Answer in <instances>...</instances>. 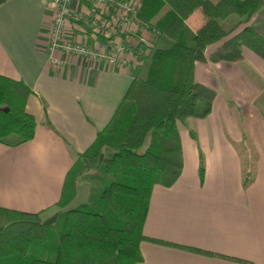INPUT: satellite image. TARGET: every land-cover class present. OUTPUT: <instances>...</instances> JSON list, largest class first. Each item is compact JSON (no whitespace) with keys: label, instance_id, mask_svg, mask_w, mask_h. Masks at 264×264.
Here are the masks:
<instances>
[{"label":"crops","instance_id":"obj_1","mask_svg":"<svg viewBox=\"0 0 264 264\" xmlns=\"http://www.w3.org/2000/svg\"><path fill=\"white\" fill-rule=\"evenodd\" d=\"M91 9L72 0V11L96 10ZM208 18L199 8L186 23L196 31ZM127 21L136 29L128 33L131 43L120 36L126 47L119 51L123 45H118L115 54L123 61L114 65L102 56L56 50L53 56L62 60L57 66L48 53L53 15L47 1L0 0V74L22 79L33 90L27 110L37 122L29 141L0 143V207L40 212L60 200L78 154L110 123L133 79L146 73V60L130 48L142 43L134 40L140 26L136 19ZM238 21L232 15L223 24L231 28ZM250 23L264 34V7ZM245 25L238 24L231 35ZM150 33L144 36L151 39V51L168 44L159 32ZM77 38L92 46L85 33ZM224 40L208 46L206 56ZM95 48L105 53L114 47L104 42ZM142 50L149 55L143 44ZM195 78L217 91L213 112L189 117L183 129L179 124L182 173L170 187L154 186L144 233L209 253L143 240V260L137 264H264V60L243 47L239 61L196 62ZM80 189L78 184L71 206L82 201Z\"/></svg>","mask_w":264,"mask_h":264},{"label":"trees","instance_id":"obj_2","mask_svg":"<svg viewBox=\"0 0 264 264\" xmlns=\"http://www.w3.org/2000/svg\"><path fill=\"white\" fill-rule=\"evenodd\" d=\"M263 7L264 0H140L138 26L168 44L149 55L142 43L130 47L147 61L146 73L133 79L110 123L78 154L58 202L40 212L0 207V264H137L143 240L209 253L148 237L144 225L154 186L170 187L182 173L178 122L206 117L216 96L196 80V62L239 61L243 47L264 60V34L250 23ZM199 8L209 18L193 31L186 19ZM232 15L239 21L228 28L223 21ZM74 22L86 28L83 17ZM240 23L246 25L231 35ZM221 40L207 57L208 46ZM32 93L24 80L0 74V143L16 146L34 136L36 118L27 110ZM83 175L102 189L98 198L71 206Z\"/></svg>","mask_w":264,"mask_h":264},{"label":"built area","instance_id":"obj_3","mask_svg":"<svg viewBox=\"0 0 264 264\" xmlns=\"http://www.w3.org/2000/svg\"><path fill=\"white\" fill-rule=\"evenodd\" d=\"M47 7L53 15L52 28L49 34L48 53L52 56V63L58 65L62 64V60L53 56L56 50H63L65 52L83 55V56H102L107 59L108 63L116 64L118 57L114 55H106L103 51H98L92 46L82 43L77 38L79 33H85L89 36L91 28L95 32L102 31L107 37L111 36L112 26H123L127 20V13L131 8L127 7V10L121 8L122 4L118 0H78L79 3H88L91 5L93 13H86L89 17H84L82 12L84 11H72V0H46ZM87 7V6H86ZM88 8V7H87ZM83 17L86 28L78 26L76 22ZM124 51V47L119 48V51ZM131 52V51H130ZM133 56V53H131ZM134 56H136L134 54ZM122 60V59H121Z\"/></svg>","mask_w":264,"mask_h":264},{"label":"rangeland","instance_id":"obj_4","mask_svg":"<svg viewBox=\"0 0 264 264\" xmlns=\"http://www.w3.org/2000/svg\"><path fill=\"white\" fill-rule=\"evenodd\" d=\"M119 2H121L122 6L121 8L127 10V7L131 8V10L127 13V15H125V17L127 16L128 18H133V19H136V11H137V7L140 3V0H118ZM198 10V9H197ZM195 12V11H194ZM193 12V13H194ZM83 14H86V13H89V11H85V12H82ZM127 18V20H128ZM124 19L125 22H127V24H125V26H119V25H113L112 26V31L115 32V34L112 32L111 33V36L110 37H107L106 35H104L102 33V31H98V32H95L94 29L91 28V31H90V34H89V37L92 38V47L94 49L95 48V45H99L101 43H104L106 42L107 44H110L112 45L114 48L110 50V52H105L106 55H114L116 53V47L118 45H123V47L125 48L126 47V44H125V41L120 38L121 36V32L123 30V32H126L127 33V39H128V43H131L130 42V33H133L135 32V29H136V26L132 25L129 21H127ZM129 33V34H128ZM147 31L146 29H144L143 27H140V30L136 31V34L134 36V40H135V44L136 42H142L143 44V48L146 49V51L150 54L151 53V49H152V46H151V39L150 37L149 38H146L144 35H146ZM150 36H151V33H150ZM123 41H122V40ZM119 41V42H117ZM150 43V44H149ZM90 45V44H89ZM158 46H166L163 42H161ZM97 50V49H96ZM100 49H98L99 51ZM125 53V52H124ZM122 58L125 56L124 54L121 55ZM132 57V55L130 54H126V57ZM125 57V58H126ZM124 58V59H125ZM121 59V58H120ZM123 61V60H122ZM131 61V60H130ZM128 63V62H127ZM126 63V64H127ZM123 64V63H122ZM144 66V70H147V61L144 62L142 64ZM203 83V82H201ZM205 84V83H203ZM206 85V84H205ZM208 86V85H207ZM210 87V86H209ZM214 89V88H213ZM215 90V89H214ZM216 92V95H217V91L215 90ZM216 98V96H215ZM214 98V100H215ZM214 103V101H213ZM213 104H212V108H211V111L210 113L204 117V118H207L213 111ZM192 118H196V117H192ZM188 119V118H187ZM186 119V120H187ZM198 119H202V118H198ZM181 123L180 125V128L183 129V125L185 124L184 121L182 122H178V126L179 124ZM183 124V125H182ZM187 129V128H186ZM185 130V129H184ZM190 131V135L196 139V134H195V131L193 129L189 130ZM186 150L187 152L190 151L189 149V146L187 145L186 147ZM200 169V167H199ZM79 185L81 187L80 189V198L82 201H78L79 203L81 202H84V201H88L90 198L91 199H95V198H98L99 194H100V191L102 189V184L97 182L95 179H93V177H91L90 175H83L82 178L80 179V182H79ZM79 197V196H78ZM80 200V199H79ZM79 203H76V204H79Z\"/></svg>","mask_w":264,"mask_h":264}]
</instances>
